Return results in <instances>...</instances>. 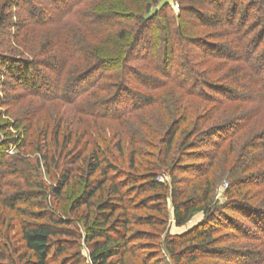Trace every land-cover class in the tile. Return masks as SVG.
<instances>
[{
	"label": "trees",
	"instance_id": "trees-1",
	"mask_svg": "<svg viewBox=\"0 0 264 264\" xmlns=\"http://www.w3.org/2000/svg\"><path fill=\"white\" fill-rule=\"evenodd\" d=\"M86 1L7 0L6 5L0 6V32L8 28V16L5 14L8 6L23 10L31 25L44 27L54 22L60 25L63 17L74 14V8ZM186 2V5L181 6L178 17L168 3H163L149 15L151 7L158 4V0H149L144 10L146 13L138 17L131 9L116 10L114 3L99 13L85 14L82 16L85 21L98 31L118 28L130 21L135 22L136 25L132 27L135 26L136 31L124 27L116 36L118 43L114 40L115 44L109 47L106 44L100 49L89 51L88 56L84 57L85 66L82 70L64 80L57 77L56 87L51 85L49 75L41 73L42 68L57 69L59 73L62 71L63 63L56 64L52 57L44 66L14 57L1 58L0 64L9 71L11 78L13 75L21 83L27 93L46 101L72 103L96 89L100 85L98 82L112 80L110 87L116 90L109 99L80 104L82 115L96 119L119 120L123 114L154 105L152 95L141 94L125 85V71L142 83L146 92L174 86L187 95L205 101L212 99L222 106L232 103L259 105V111L263 113L264 52L259 54L258 46L264 41V30L251 37L262 21L256 16L251 21L252 5L245 7L243 0H230L229 3L227 0ZM203 7L208 10L201 9ZM183 18L189 23L194 19L203 27L227 26V36H232L231 45L214 44L202 38L190 39L180 31ZM153 29L159 32L147 37ZM126 43L128 47L125 50L123 44ZM6 44L0 39V48ZM178 46L182 50L176 56L174 52ZM143 52L142 59L151 68V73H142L129 63ZM198 55L204 60L208 57L244 63L245 73L246 70L250 73H247L249 85L242 83L247 78L245 74L244 77L232 75L229 84L203 79L202 73L196 68L198 65L193 63L200 58ZM123 60L127 62V67L121 65L123 69L120 73L113 71ZM95 81L97 85H94ZM256 119L248 116L244 117V122H227L205 131L196 126L189 127L190 131L176 150V158L172 155L177 127L174 124L161 139L164 147L162 154H157V157L162 158V161L155 155L151 161H145L141 150H132L128 161L129 172L118 166L120 163L117 158L123 153L119 142L115 145L117 155L112 153L106 141H101V144L97 141L88 153H85L86 147L80 153H73L67 151L70 137L61 144L54 137L53 154L48 160L46 137L43 135L40 143H37L38 138L30 134L29 129L26 135L31 140L25 139L27 144H23L22 148L41 154L42 159L32 164L16 156L17 164L23 166L18 167L16 163L3 161L4 154L0 152V196L6 177L19 179L22 183L2 201L3 207L22 215L27 212L22 207L35 210L27 213L30 222L22 221L20 224V242L24 252L18 258L19 264H126L127 256L139 259V264L159 262L162 260L159 257L162 250L150 249L153 248L149 247L151 243H137L144 239L150 241L152 235L134 231L133 228L165 226L170 220L168 203L172 209L171 221L177 228L186 226L195 214H202L201 221L191 229L170 236L161 243L165 255L174 264H196L199 259L210 258H221L230 264H264V254L260 251L261 246L264 247V123L263 118L255 122ZM248 128L256 133L244 146V150L249 152L246 161L239 162L240 165L237 163L239 167L235 166L243 175L227 185V202L212 206L211 195L215 185L206 179L219 156L222 147L220 142L228 140L224 135L233 132L236 136ZM2 130L4 128L0 125V132ZM8 141H0V146L9 144ZM228 142L231 152L232 141ZM199 144H203V149L197 152ZM190 161L198 163L183 167L182 163ZM162 166L168 171L169 184L159 180ZM180 171L187 172L193 178L178 179L177 172ZM41 172L45 177L48 176L51 184L39 181ZM72 179L76 180L72 183ZM68 187L73 197L69 202L65 193ZM244 190L249 192L242 195ZM144 211H153L157 216L135 215ZM232 214H238L246 222H241ZM222 228L227 233L214 237ZM77 230L82 235H77ZM1 238L6 239L8 236ZM222 239L225 242L242 240L258 245L221 249L218 245L224 242ZM80 240L86 247L87 257L79 248ZM138 249L149 251L142 256Z\"/></svg>",
	"mask_w": 264,
	"mask_h": 264
},
{
	"label": "rangeland",
	"instance_id": "rangeland-1",
	"mask_svg": "<svg viewBox=\"0 0 264 264\" xmlns=\"http://www.w3.org/2000/svg\"><path fill=\"white\" fill-rule=\"evenodd\" d=\"M148 1L149 0H87L84 4L74 8V14L63 17L62 20H60V25L54 22L44 27L31 25L23 10L8 6L5 11V14L8 16V28L4 32H0V39L2 41L4 40V44H7L5 47L0 48V59L14 57L16 59L28 60L29 63L35 62L37 65L44 66L46 64L45 62L49 61V58L52 57L56 64L63 63L62 71L59 73L57 69L46 70L42 68L43 70H41V73L47 76L49 75L48 79L51 85L56 87L58 85L56 82L57 77L58 79L60 77L59 80H64L72 75H76L80 72L79 70H82V67L85 66L84 57L88 56L89 51L92 52L100 49L106 44L107 47H109L115 44L114 40L118 43L116 36L124 27L136 31L135 26L132 27L136 25L134 21H130L128 24L118 28L98 31L89 25L87 23L88 21L86 22L82 16L89 13H99L103 11L104 7H107V5L112 6L110 3H114L113 7L116 8V10L127 11V9H131L138 17L146 13L144 10ZM6 2L7 0H0V6L6 5ZM227 2L229 3L230 0H227ZM163 3H168L174 15L178 17L181 6L186 5L188 2H186V0H158V4L151 7L149 15L154 13ZM243 4L245 7L252 5L254 8L252 9L253 12H251L253 14L251 21H254L255 16L259 17V20H262L255 30L256 33L251 34V37L254 35L256 36L260 30H264V0H243ZM201 9L205 11L208 10L206 7ZM180 31L190 39L202 38L214 44L231 45L232 36H227L228 28L225 25L203 27L198 25L194 19L192 23L184 19L180 23ZM157 32H159V30L153 29L147 34V37L150 38V35L152 37L156 35ZM172 32L173 29L171 30V33ZM172 37L173 39H177L175 38L176 36ZM124 47L126 50L128 47L127 43L123 44V48ZM141 49L143 51L144 47ZM181 50V46L175 48V55H180ZM144 52L140 56L132 59L129 63L134 69L138 71L141 70L142 73L147 74L152 71L150 67H147L146 61L142 59ZM263 52L264 41L258 46V53L263 54ZM193 63L198 65L196 68L202 73V78L208 81L217 82L218 84H229L231 83L230 81H232V75L236 74L242 77L245 74L247 78H244L245 81L242 83L245 85H249L250 83V81L247 80L250 73L249 71L247 72V70L245 73V64L237 62L236 60L223 61L208 57L204 60L200 57ZM121 65L124 67L128 64L123 60L113 71L120 73L123 69ZM8 72L9 71L0 64V125L4 128V130L0 132V141L6 143V141L9 140V144H5L4 147L0 146V152L1 155H5H3L4 157L2 156L3 161L16 164L18 161L16 156L25 158L26 161L32 164L42 159L41 154L32 152L29 149L24 151L22 148L23 144H27V142L25 143V139H27V141L31 140V138L26 135L29 129L30 134H35L38 138L37 143H40L42 137H46L48 160H50L53 154L52 144L54 142V137L57 138L59 144L63 143L67 137H70V146H68L67 151H72L73 153H80L84 147L87 148L85 153H88L92 148L91 146L96 144L97 141H99V143L101 141H106L110 145L109 148L112 153L117 155L115 145L119 142L123 153L117 158V161L120 163L118 166L123 171L129 172L128 161L130 152L136 149L141 150L143 153L142 159L145 161H151L154 155L156 158H159L157 154H162L161 151L164 147L161 139L165 136L167 130L174 127V124L177 127L173 138L172 155L173 158H176V150L190 131L191 128L189 127L196 126V128L205 131L215 125L227 122H244V117L248 118V116L256 117L257 119L255 122L263 118L262 123H264V112L261 113L259 111V105L252 103L243 105L232 103L227 104L228 106H222L212 99L211 101H205L202 98L187 95L174 86H167L159 90L146 92L141 86L143 84L127 71L123 72L126 77L125 85L133 91H139L141 94L146 93L152 95L155 101L154 105L123 114L120 116L119 120L96 119L82 115L79 111L80 104H91L96 101L109 99L116 90L110 87L111 82H113L112 80L104 79L98 82L100 85L96 89L91 90L85 96H81L72 103H65L59 100L46 101L32 96L27 93L20 82L14 79L15 77L13 78V75L11 78ZM94 83V85H97L96 81ZM247 90H249V88ZM118 109H120V106ZM258 116L260 118H258ZM248 129L238 133L236 136L233 135V132L224 135L228 140L220 142L222 147L219 150V156L213 168L210 169L209 177L206 179L211 183L213 182L215 185L213 194L211 195L212 206H221L225 204L228 198L225 194L226 188L224 185H229L230 182L235 179H240L243 175L236 167H239V162L246 161L247 153L249 152L244 150V146L256 133V131L252 132L253 130L251 131ZM229 140L232 141L231 152L228 150ZM202 145L203 144L198 145L197 152L203 149ZM101 148L103 149L104 146ZM159 159L162 161V158ZM168 162H171V160ZM192 163H198V161L184 162L182 165L186 167V165ZM237 163H239L238 166L236 165ZM17 165L18 167H23L19 163ZM257 169L260 170L261 168ZM42 173L43 172L40 174L41 178L39 181H42L46 185L51 184L52 182L51 180L49 181L48 176L45 177ZM160 173H162L160 179L169 184L170 179L166 168L162 166L160 168ZM177 177L178 179L184 178L187 180L193 178L190 174L183 171L177 172ZM75 180L76 179H72V183ZM3 181L4 186L0 196V264H19L18 258L20 254L24 252L20 242V224L22 221L30 222L31 220L27 216V213H29L28 211L35 210L34 208L22 207L21 209L27 211L26 214L22 215L21 213L16 214L17 212H11L3 207L2 201L6 199L8 195L12 194L15 188L20 187V184H22L19 179L10 177H6ZM187 184L190 183L187 182ZM66 190L67 192L65 193L69 202L73 200V197L71 198L72 190L70 187ZM248 192V190H244L242 195ZM237 198H239V196ZM168 212L170 220L165 226L152 228L136 226L133 228L134 231H144L152 235L151 238L149 237L150 241L144 239L137 243L142 245L151 243L149 245L152 246L149 247L153 248L150 249H154L155 251L157 249L159 252L162 250L159 254L162 260H159V262L151 261V264H174L169 257L165 255L163 251L164 245L161 243L170 236L179 235L188 231L202 219V214L197 213L186 226L177 228L171 221L172 209L170 203H168ZM144 214L157 216L153 211L135 213L136 216H143ZM232 215L241 222H246L245 219L238 214ZM224 233H227V231L222 228L221 232L214 237H219L220 235H224ZM80 234L81 231L77 230V235ZM4 235L8 236V238H1V236L4 237ZM222 241L224 242L218 245L221 249L230 247L237 248L240 245L246 247L250 244L258 245L254 242H244L242 240L225 242V240L222 239ZM79 248L82 254L87 257L86 247L81 240ZM146 251L149 250L138 249L139 255L142 256L146 255ZM260 251L264 254L263 246H261ZM125 260L126 264L140 263L139 259L131 256H127ZM196 264L230 263L221 258H210L199 259Z\"/></svg>",
	"mask_w": 264,
	"mask_h": 264
},
{
	"label": "built area",
	"instance_id": "built-area-1",
	"mask_svg": "<svg viewBox=\"0 0 264 264\" xmlns=\"http://www.w3.org/2000/svg\"><path fill=\"white\" fill-rule=\"evenodd\" d=\"M159 180H160V181H162V179H160V178H159ZM224 186H225V188L227 187V185H226V184H225Z\"/></svg>",
	"mask_w": 264,
	"mask_h": 264
}]
</instances>
